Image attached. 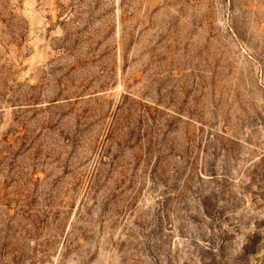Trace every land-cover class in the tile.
I'll use <instances>...</instances> for the list:
<instances>
[{"label":"rangeland","instance_id":"374dc122","mask_svg":"<svg viewBox=\"0 0 264 264\" xmlns=\"http://www.w3.org/2000/svg\"><path fill=\"white\" fill-rule=\"evenodd\" d=\"M0 264H264V0H0Z\"/></svg>","mask_w":264,"mask_h":264}]
</instances>
